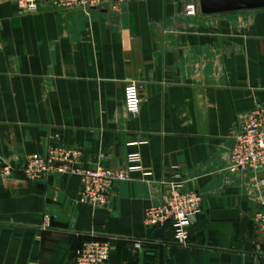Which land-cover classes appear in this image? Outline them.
Instances as JSON below:
<instances>
[{"label":"crops","instance_id":"1","mask_svg":"<svg viewBox=\"0 0 264 264\" xmlns=\"http://www.w3.org/2000/svg\"><path fill=\"white\" fill-rule=\"evenodd\" d=\"M0 34V166L14 168L0 173V264H74L88 241L110 244L105 264H264V187L228 170L240 116L264 104V8L204 15L199 0H141L84 11L40 0L21 13L0 0ZM130 81L142 97L135 116ZM56 144L80 149L84 167L126 168L138 153L143 172L95 208L80 202L79 176L24 175L29 155ZM177 175L202 197L186 246L171 226L157 239L145 224ZM219 210L238 218H213Z\"/></svg>","mask_w":264,"mask_h":264},{"label":"built area","instance_id":"2","mask_svg":"<svg viewBox=\"0 0 264 264\" xmlns=\"http://www.w3.org/2000/svg\"><path fill=\"white\" fill-rule=\"evenodd\" d=\"M40 0H16L21 13H34ZM62 10L103 8L106 5L118 11L123 4L141 0H53ZM197 5L187 6V14L195 15ZM3 47L0 34V50ZM142 97L139 83L130 81L126 89L127 111L135 116L139 113ZM82 153L76 147L50 145L44 154L29 155L21 170L29 181H40L49 175H75L82 179L79 200L95 208L107 206L112 188L117 182L131 181L132 173L143 172L141 157L138 153L128 156L126 168L84 167ZM264 104L240 116V131L233 141L230 151L229 167L231 173L251 172L254 186L264 187ZM14 168L5 164L0 166L4 177H11ZM164 184L165 200L161 204L151 205L145 211L146 226L154 229H174V238L178 244L188 245L190 241V221L192 215L202 213V197L195 191H183L181 176ZM256 223L264 238V211L256 215ZM144 242L136 241L134 247L141 249ZM111 246L108 242H85L75 253L74 264H105L110 257Z\"/></svg>","mask_w":264,"mask_h":264},{"label":"water","instance_id":"3","mask_svg":"<svg viewBox=\"0 0 264 264\" xmlns=\"http://www.w3.org/2000/svg\"><path fill=\"white\" fill-rule=\"evenodd\" d=\"M199 8L202 14L212 15L226 12H236L243 10H255L264 8V0H199ZM211 216L218 220L237 219L238 211L236 210H219L212 211ZM190 229L195 228L199 224L198 215L189 217ZM155 238H162V229L155 231ZM264 247V246H263ZM144 251H141L143 256ZM75 257V254L72 255Z\"/></svg>","mask_w":264,"mask_h":264}]
</instances>
